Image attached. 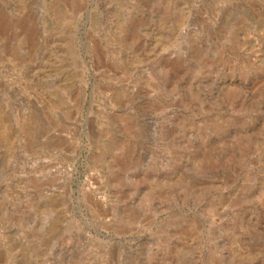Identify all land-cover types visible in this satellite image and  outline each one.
<instances>
[{"label":"rangeland","instance_id":"obj_1","mask_svg":"<svg viewBox=\"0 0 264 264\" xmlns=\"http://www.w3.org/2000/svg\"><path fill=\"white\" fill-rule=\"evenodd\" d=\"M0 264H264V0H0Z\"/></svg>","mask_w":264,"mask_h":264}]
</instances>
